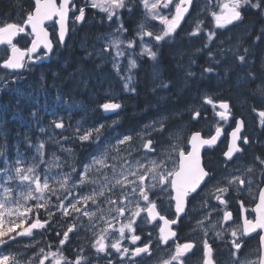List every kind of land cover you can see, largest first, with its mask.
Listing matches in <instances>:
<instances>
[{"label":"snow or ice","instance_id":"1","mask_svg":"<svg viewBox=\"0 0 264 264\" xmlns=\"http://www.w3.org/2000/svg\"><path fill=\"white\" fill-rule=\"evenodd\" d=\"M139 3L143 6L146 16L144 21L138 24L136 34L141 41L147 36L159 45L177 32L193 0H179L178 3H175V0H139ZM88 4L105 13L109 21L115 18L118 22L115 32L105 37L103 47H94L93 51L88 52V56L96 55L101 62L97 67H100L108 59L105 54L111 55L114 51L111 62L117 76L123 81V90L135 94L132 70L138 67L137 61L130 58L126 70L120 65L122 57L132 55L126 53L124 48L134 50L136 47L134 38H121L128 31L121 10L126 9L131 13L134 11V5L131 0H88ZM173 4L174 14H162V9H169ZM218 7L219 11L212 10L210 13L215 29L223 30L230 25L242 23L245 9L255 10L264 16V0H221ZM75 10L73 0H34V7L27 12L21 23L6 22L0 25V47L6 49L0 69L7 70L5 76H0V92L11 94L7 103L0 104V124L4 126L0 133L6 135L10 116L26 129L19 134L22 137L20 143L25 145L24 150L21 152L18 149L14 158L7 155L4 146H0V246L7 247L9 242L17 241V238H28L23 247L37 249L31 255H22L19 251L0 254V264H142L144 257L153 256V241L152 233L149 232L148 241L141 242L142 237L137 234L136 227L139 220H144L147 224L162 221L156 246H165L168 252L165 256L157 257L155 264H188V258L194 254L197 245L195 241L177 242L178 234L171 225L180 222L186 214L189 198L200 195L201 191L205 193L201 206L207 211L196 221V228L193 229L203 233L201 264H220L214 255L215 250L209 239L210 232L220 240L224 239L225 233L231 237L227 241L230 245L227 264H264V155H257L253 163L244 164L243 170L236 166L215 178V174L202 164L201 149L216 145L222 134L220 126L216 127L214 135L207 138L200 132L192 133L187 141L189 150L179 142L180 136L173 135L168 128L170 117L161 115L137 132L140 149L143 150L137 158L133 157L132 153L134 150L140 152V149H134L132 135L117 136L115 143H112L104 135L105 124L100 123L83 131L81 125L77 124L76 139L81 144L95 142L97 148L91 155L90 162L85 163L80 172H77L75 163L68 164L70 171H64L65 164L61 158L55 152L48 155L45 141L37 143L32 140L28 130L35 127L47 134V128L42 125V110L35 90L30 92L22 85L24 73L29 71L32 65L43 59H50L54 54V41L50 39L46 22L54 21L58 25L59 44L61 47L66 46V36L70 30L69 13ZM78 13L74 16L75 23L85 19V7H79ZM148 21H158L163 27L158 32L149 30ZM202 23L203 21H198L189 35H199L202 32ZM21 34L31 36L30 46H18L16 38ZM216 36L214 30H209L208 43L213 42ZM208 43H205V48ZM224 43L221 41V45ZM260 44H264V27L254 35L250 45L245 46L244 42H240L220 48V59L213 57L209 51L212 62L203 68L202 75L217 71L213 64H220L229 55L235 67H249L254 55L251 49ZM241 47L243 52L240 51ZM140 48V56H147L149 60L156 62L153 64V80L156 86L161 89L169 88V83L155 72L158 63L155 47L141 43ZM40 50H43V54L37 55ZM230 71V68H225V75ZM194 76L195 73L188 69L187 77ZM247 76L253 80L256 78L251 68ZM257 91L264 97V81ZM56 101L54 110L48 113L52 117L49 127L65 130L66 125L61 113L65 109L71 111L79 106L70 96L65 99L63 93L57 95ZM203 102L212 106L221 121H229L232 112L227 101L217 104L214 98L206 95ZM121 107V103L115 102L114 99L99 105L105 113L115 112ZM199 116L200 111L193 110L192 119L195 120ZM258 116L264 128V111H259ZM243 128L244 122L236 120L230 133L227 151L223 153L226 169L236 159L237 154L243 155L244 146L253 142L248 136L242 135ZM154 133H158L161 140L167 136L168 143H161ZM58 135L60 140L52 136H49V140L60 147L62 152L73 155L71 148H64L61 144L62 140L66 141L69 137L64 136L62 132ZM157 143L161 144L159 152ZM30 151L34 152L31 156L28 155ZM112 151L116 156L109 155ZM152 153L156 155L149 156ZM109 159H119L121 162L119 165L109 164ZM41 166H44L42 171ZM53 167L58 171L53 173ZM105 169H110V174L105 172ZM75 176H78V179H75ZM89 185L93 186L92 190L82 192V189ZM253 185H256L258 190V200L252 209L255 218L249 219L245 216L244 204L238 201L243 223L227 228L226 225L233 219V214L227 210L228 197L232 192L240 194L246 189L250 191ZM153 196L166 198L174 208L175 218L163 215ZM211 200H215L221 207L213 205ZM41 211L47 219L42 217ZM220 211L223 212L222 218L213 222V213ZM58 214L59 220L56 219ZM56 224H61V227L67 224V228L61 232L55 228ZM38 231L40 240L35 238ZM49 231H54L58 238V244L55 246L44 235ZM80 232L90 234V238L86 237L88 247L78 246L74 249L76 255L69 258L65 255V249L71 242V235H78ZM253 233L259 241L255 250L258 255L255 259L241 258L239 253L246 244L245 238H254ZM125 241L130 246H125ZM170 241H173V245L169 244Z\"/></svg>","mask_w":264,"mask_h":264},{"label":"flooded vegetation","instance_id":"2","mask_svg":"<svg viewBox=\"0 0 264 264\" xmlns=\"http://www.w3.org/2000/svg\"><path fill=\"white\" fill-rule=\"evenodd\" d=\"M33 2V0H32ZM27 3L22 6V3L18 4L16 2L12 5L11 10L4 3V0H0V25H3L6 22H17L21 23L22 19L26 16ZM33 7V6H32ZM31 7V8H32ZM30 8V10H31ZM88 21L89 24L82 22L79 26L73 27L70 30L66 40V46L61 47L55 36V32L52 26L50 28V38L54 41V54L50 59L46 61H40L35 65H32L29 71L24 73L25 79L22 81V85L28 89V91L35 90L38 95L40 89L43 85L47 86V89H55L56 77L55 70H49L47 72L41 70L42 64H47L49 62L54 63L53 67L56 66V62H59L61 58H64L65 55H69L70 46L76 42V39L86 31L87 29H91L95 31V24L97 14L94 12L87 10ZM141 13H136L139 15ZM130 23V24H129ZM128 25H131L133 30L137 29V17H134ZM184 23H186L184 21ZM253 23V25H250ZM93 25V26H92ZM212 22H205L204 27H211ZM264 27V16L260 15L255 10L245 9L244 10V18L242 23H237L234 26L230 25L227 29H218L217 36L213 42L208 43L207 41V32L204 34H199L197 36H191L187 33L183 34L180 37V41L177 43L176 40H166L157 45L156 41L152 38L153 43L149 46H154L155 50L158 52V63L156 64L155 72L159 73V75L169 83V88L161 89L156 86V82L153 80L154 69L153 62L147 58V56H140L136 47L133 49H127L132 52L134 59L137 61L138 67L132 70V74L134 77L133 87H135V94L130 92H125L123 90V81L119 79L115 70L113 69L111 62V55H114V51L111 55L105 54L108 59L105 60V63H102L99 69L102 67L103 72H98L102 74H106L108 80L103 82V78L96 74V71L93 70L94 73H91V82L95 83L98 86H101L102 92H95L94 98L90 99L88 94V83L83 85L74 84L70 79L65 78L66 86L62 87L64 90L68 88V92H65V96L68 98L69 96L74 102H78L80 105L84 106L83 102L89 105L88 108V119L90 121L97 123H103L106 125L104 135L108 140H111L112 143L115 142V137L120 136L121 127L124 128V133H129V131L135 130V135L137 132H140L146 124L151 123L153 120L159 118L161 115L169 116L173 115L176 118L175 123L168 125V128L172 131L173 135H179V142L186 148L190 146L187 144L188 138L194 132H200L201 135L205 138L214 135L215 129L217 126L222 128V136L217 145L209 148L201 149V158L202 164H204L208 169H210L214 174L215 178L220 177L222 174H226V172L234 168L236 166L241 167L243 170L244 164H249L254 162V158L257 155H264V128L261 126L260 117L258 116L259 111H264V97H262L257 90H253V92H249L245 94L243 89L247 88V83L254 81L251 77L247 76V72L249 68L255 73L259 66L260 69H264V44H260L258 47H252L251 51L254 54L252 63L249 67H237L241 74H243L242 79L232 80V76L236 73L237 69H235L233 64V59L229 55V57L225 60H222L220 64H213V66L217 69V71L207 74L204 73L202 75V70L204 67L208 66L209 63L212 62V57L209 56V51H211L212 56L216 59H220V48L228 47L232 43H240L244 42L245 46L250 45L252 43V39L256 33H258L261 28ZM128 29V28H127ZM251 33L252 35H248ZM127 39H135L133 35H127ZM146 38H149L145 36ZM189 45L186 44L189 42ZM221 41L225 43L221 45ZM16 42H18V46L25 48L30 46L31 36L21 34L16 38ZM183 42V43H182ZM194 43V44H193ZM205 43H208V47L205 48ZM188 46V47H187ZM191 46V47H190ZM262 46V47H261ZM102 48L100 44H98L97 49ZM6 49L0 47V62L4 58V53ZM240 51L243 52V47L240 48ZM260 53V54H259ZM43 52L40 50L37 55H42ZM72 57H77V55L72 54ZM66 58V57H65ZM70 58V56H68ZM168 59V63L170 64V68H168L167 73L165 72V66H169L165 60ZM261 59V60H260ZM230 60V61H229ZM66 59L64 60V62ZM61 62V61H60ZM231 62V65L228 63ZM51 63V64H52ZM92 66H96L92 65ZM91 66V67H92ZM225 68H230L231 71L225 75ZM56 69V68H55ZM191 69L195 73L194 77H187V70ZM179 70V71H178ZM264 71V70H263ZM7 70L0 69V76H5ZM41 73V74H40ZM97 75V76H96ZM96 77V78H95ZM148 78V79H147ZM178 78V79H177ZM54 79V80H53ZM108 81H111L110 89L106 85ZM177 81L179 82L177 84ZM236 81V82H235ZM264 80L255 81V85L258 83L261 86V82ZM145 85V91L150 94L151 97H155L157 102H147L142 100L143 88ZM215 87V89H214ZM257 88V89H258ZM74 89V90H73ZM80 89V90H79ZM71 91V92H70ZM155 92V93H154ZM181 92V95L178 93ZM185 94V95H184ZM195 95V96H194ZM210 96L214 98L217 104L220 101H227L230 104L232 116L229 121L224 122L219 119L215 115V112L210 104H205L203 102L204 96ZM245 97L246 100H243L242 97ZM184 97V98H183ZM11 98L10 93L0 92V103H7ZM160 98V99H159ZM115 100V102L121 103L122 107L115 112L105 113L99 105L110 100ZM137 99H141V107H137ZM181 99V100H180ZM147 100V98H146ZM179 101L177 104L180 107L181 101H186V104L182 107L187 106L188 103H191L192 100L193 106L189 109H183L182 111L176 109V101ZM81 101V102H79ZM83 101V102H82ZM234 103L238 104L241 108H236ZM155 106H158L156 109ZM168 106V107H165ZM255 109V111L253 110ZM148 110H154L151 113ZM193 110H199L200 116L193 120L192 112ZM217 110H219L217 108ZM68 111V110H64ZM85 111V110H84ZM181 112V113H180ZM100 115V116H99ZM143 115L140 120H135L137 116ZM98 117V118H97ZM12 120L13 118L10 116L8 118ZM236 120H242L244 122V128L242 129V135L248 136L253 141L250 145H245V151L243 155L237 154L236 159L229 164V168H225V158L223 153L226 151L228 145V138L230 136L231 131L235 127ZM115 122V123H114ZM136 123V124H134ZM10 124L7 123L6 135L4 133H0V146H5L10 144L14 139H19L17 136L10 138L7 136V133L12 130V127H8ZM77 124H74V129ZM4 126L0 124V129ZM82 131L84 130V122L81 124ZM85 128H87L85 126ZM65 130L54 129L50 127L47 130V134L43 136H39V132H34L32 135L34 142H39L42 138H47L49 136H54L55 132H63ZM70 130V126H69ZM154 136L157 137V140H161L158 133H154ZM22 140V137L20 138ZM161 143L167 144V136H165ZM139 145V146H138ZM160 143H157V150L159 148ZM74 151L71 156H63L61 159L65 164L66 171H70L71 169L68 167V164L75 163L77 172H80L83 169V165L85 163L90 162L91 155L97 151L96 143H74L73 145ZM134 149H140V140L136 135V140L133 141ZM101 148H103V143L101 144ZM143 150L140 149V152L133 151V157H139ZM110 156H116V153L113 151L109 153ZM121 155H124L121 153ZM121 161L119 159L112 160L109 159V164H117L119 165ZM110 170V169H105ZM55 173V171H54ZM239 174V173H237ZM75 175V174H74ZM75 179H78V176H75ZM85 188L82 189V191ZM205 193L201 191L200 195L190 197L189 203L187 205L186 214L182 216V219L178 224L171 225V228L177 232L176 241L180 243L195 241L197 247L194 250V254H191L188 258V264H201L202 260V240L203 233L200 231H193L196 228V221L202 218V215L207 211V209L202 208L201 199ZM157 200L159 205L160 212L168 218H175L174 208L170 206V202L166 198H157L156 196L152 197ZM55 201V197L52 198ZM229 204L227 210L233 214V219L228 222L226 225L227 228L235 227L242 225V212L241 205L238 201H242L244 204V208L246 211L244 215L249 219L255 218V213L252 209L255 207V204L258 200V190L256 185H253L252 190H245L243 193L232 192L228 197ZM213 205L217 207H221L217 204L215 200H211ZM223 212H215L212 215L213 222H217L219 218H222ZM142 216H146V214H142ZM57 220L58 217H56ZM63 223V222H61ZM162 225V221H154L152 224L145 223L144 220H139L137 224V234L142 237L141 242H147L149 239L148 233H152V241H153V256L152 257H144L142 260V264H155L157 257L165 256L168 252V248L165 246L157 247V238L159 235L158 229ZM55 228L60 230L61 232L67 228V224H56ZM71 235V234H70ZM254 238H245L246 244L242 248V251L239 253L240 257H248L250 259H255L258 253L255 251L258 247V237L255 233L252 234ZM87 238H90V234L80 232L78 235H71V242L67 245L65 249V255L69 258H73L76 253L74 249L78 246L83 245L85 248L88 247ZM51 242L53 245L58 244V238L55 235L54 231H51ZM209 239L211 244L214 247V255L220 264H227L229 258V248L230 245L227 244V241L231 239L230 236L225 233V237L223 240L217 239L212 233H209ZM170 245H173V241L169 242ZM125 246H130L127 241H125ZM163 249V251H161ZM55 250V247L54 249Z\"/></svg>","mask_w":264,"mask_h":264},{"label":"trees","instance_id":"3","mask_svg":"<svg viewBox=\"0 0 264 264\" xmlns=\"http://www.w3.org/2000/svg\"><path fill=\"white\" fill-rule=\"evenodd\" d=\"M16 2H18V4L22 3V6L25 5V3H27V10L25 11L26 13L28 11H30V8L33 6V2L32 0H4V3L7 5V7L11 10V7L13 4H15ZM131 3L135 6H137V3L138 1L137 0H132ZM24 7V6H23ZM122 12V17H123V22H131V20H133V18L136 16L135 12H128L126 9L125 10H121ZM130 24V23H129ZM127 27V26H126ZM128 28V31L126 32V35H131V25ZM70 53L74 54V55H77V60L79 63H81V65H84L81 66L80 64L76 63V65L73 64V62H70L69 58H65V57H68L69 55H65L64 58H61V62H56V66L57 67H53V64L52 62H49L47 64H42L41 65V70L42 71H49L50 69L51 70H55L56 72V77L54 79H56V86H55V89H51V87L49 89H47V86L46 85H43L40 89V92L39 94L37 95V99L39 101V106L42 110V117H41V121H42V125L45 126L46 128L49 126L50 124V121L52 119V117L50 115H48L49 112H51L52 110H54V106L57 105V101H56V97L58 94H66L65 92H68V88L66 90H64L62 87L66 86V82L64 81L65 78H69L70 80H72V82L74 84H77L76 82V79L78 77V74H76L75 72L78 73V69L77 68V65H79V67L81 68V70H84V74H79L82 76V84H84L86 81H88V79L90 78L91 76V72L90 71H87L86 68H89L87 67L86 65L89 64V61L86 57H84V52L82 53L80 50H72V52L70 51ZM66 59V61L64 62V60ZM76 60V61H77ZM81 60V62H80ZM165 62L169 65V66H165V69H166V73L168 71V68H170V64L168 63V59L165 60ZM52 63V64H51ZM86 64V65H85ZM75 70V71H74ZM50 72V71H49ZM86 73V74H85ZM88 74V75H87ZM53 79V80H54ZM63 79V80H62ZM143 93H142V100L146 101V98L150 97L151 95L148 94L146 91H145V85H144V88H143ZM71 92V91H70ZM185 95V94H184ZM184 98V97H183ZM65 99H67V97L65 96ZM153 99V103L154 102H157V100H155V98L151 97V101ZM142 100L141 99H137V107H141V103H142ZM81 102V101H79ZM83 102V101H82ZM1 104V103H0ZM76 105H78L79 107L77 108H74L72 109L71 111H63L61 113V116L63 117V120H64V123L67 127V130L66 131H63V135L64 136H67L69 137L68 140L64 141L62 140L61 141V144L63 145L64 148H71L73 151H74V143H81L78 139H76V133H75V129H74V124H82L84 122V130L92 127V126H98L97 123L95 122H92L90 121V119H88V113L86 112L89 108V105L86 103L85 105V102H83L84 106H82V104L80 105L77 101L75 102ZM155 104V103H154ZM175 105L179 104V101L177 100L176 103H174ZM50 106H53V107H50ZM165 107H168V106H165ZM155 108L157 109L158 106H155ZM169 108V107H168ZM67 110V109H65ZM85 110V111H84ZM152 111L154 110H148L149 113H151ZM143 117V115H140V116H137L135 118V120H140V118ZM13 119L10 120L9 119V126L8 127H12L13 129L10 130L8 132V137L10 138V136H13L15 137L14 135H17V134H20L21 132L25 131L26 129L23 128V125L16 122L14 117H12ZM88 119V120H87ZM136 124V123H134ZM69 126H70V130H69ZM85 126L87 128H85ZM53 127V126H51ZM122 130H124L123 127H121ZM29 131V135L30 137L32 138V135L34 132H40L39 131V128H32ZM58 133L60 132H55V135L52 136L54 137L56 140H60V135H58ZM122 134H120V136H122ZM21 137V136H20ZM33 140V138H32ZM43 141L46 142V151L48 153V155L50 156L53 152L56 153L57 156H59L61 159L63 158V156L65 157L67 155V153L65 152H62L60 147H58L57 145H55L51 140H49V137L47 138H42ZM20 139H17V140H13L10 144H9V147L7 149V155L9 157H12L14 158L17 154V150L19 149L21 152H23L24 150V147L25 145H23L22 143H20ZM87 143V142H85ZM34 152L33 151H30L28 153V155H33ZM52 171H54V167L52 168ZM42 215V214H41ZM47 219V218H46ZM19 243V238H17V241H14V242H9L8 246L5 247V246H0V254H4V253H11V252H14V251H17L15 248L17 246V244Z\"/></svg>","mask_w":264,"mask_h":264},{"label":"rangeland","instance_id":"4","mask_svg":"<svg viewBox=\"0 0 264 264\" xmlns=\"http://www.w3.org/2000/svg\"><path fill=\"white\" fill-rule=\"evenodd\" d=\"M197 1V4H196V8L193 10V12H192V14L187 18V20L185 21L186 23H184L183 24V26L181 27V29H178L177 30V32L176 33H178L177 35H176V33L173 35V37H171V38H168V40H172V38H175V42L177 43L178 41H180V37L183 35V34H185V33H187V34H189V33H191L192 31H193V29L196 27V25H197V22L198 21H203V23L200 25V27H201V29H202V32H201V34H203V28L204 29H207V28H209V30H216L215 29V27H214V22H213V19H212V16H211V11L212 10H215V11H219V7H218V5H219V3L221 2V0H211V2H209V0H196ZM175 3H177V0H175ZM74 4L76 5V9H79V7H85V8H89V9H91V10H93V11H96V12H99V13H103V12H100L98 9H94V8H92L89 4H88V0H75V2H74ZM139 6H140V8H141V14H139V15H136L135 17H137V24H140L141 22H143L144 21V19H145V16H146V13H145V10H144V8H143V6L139 3ZM174 8H175V6H174V4L173 5H170V8L169 9H162L161 10V12H162V14H164V15H171V14H173V11H174ZM104 15H105V27H106V29H108V32L102 37L103 39L101 40L100 39V37H101V35H102V33H100L98 36H93V37H91L92 36V34L93 35H96V33H94V32H92V31H89L88 33L87 32H83L84 33V36H83V33H81V35L76 39V41L78 42L79 41V43H80V49L79 50H82V48H84V49H86V52H87V54L85 53L84 54V57H86V58H88V61H89V64L88 65H86L87 67H89V68H86L87 69V71H90L91 73H94L93 72V70H95V71H97L96 72V74H98L99 76H100V73H98V72H100V69L97 67V64H96V66H92L93 65V63H94V65H95V60L96 59H98V57L96 56V55H93L92 57L95 59H93L92 57H90V56H88V52L89 51H93V48L95 47V49H97V46H98V44H100V46H102L103 47V45H104V39H105V37H108L109 36V34L110 33H114L115 32V28H116V26H117V21H116V19L115 18H113V21H109L107 18H106V14L105 13H103ZM82 22H84V23H86V24H89L88 23V21L86 20V19H84ZM205 22H212V26L211 27H204V23ZM148 25H149V30H152V31H156V32H158L163 26L162 25H160L159 24V22L158 21H148ZM250 25H253V23H250ZM73 27H75V21H74V17L72 18V22H71V29L73 28ZM88 30V29H87ZM86 30V31H87ZM180 30V31H179ZM209 30L207 31V33L209 32ZM218 30V29H217ZM99 31V30H98ZM137 31H138V28L136 29V30H134L133 31V36L135 37V42L137 43V48H136V50L138 51V53H140V51H141V48H140V45H141V43H144L145 45H147V46H149L151 43H153V41H152V38L151 37H149V38H146V37H143V41H141V39L137 36ZM100 32H102V31H100ZM92 33V34H91ZM89 34V36L90 37H87V35ZM124 35V34H123ZM121 36V38L122 39H125V40H127L124 36ZM178 38V39H177ZM189 41V40H188ZM75 43V42H74ZM74 43L72 44V45H74ZM190 43V41L189 42H187L186 44H189ZM124 51L126 52V53H132V52H130V51H128L127 50V48L125 47L124 48ZM69 56H70V58H69V60H70V62H73V64L74 65H76V63H78V64H80L81 65V63H79L78 61H76L77 60V57H72V55H71V53H69ZM67 59H68V57H66ZM130 58H132V59H134V57H133V54L131 55V56H128V55H126L125 57H122L121 59H120V65H121V68L123 69V70H126L127 69V67H128V60L130 59ZM230 61V60H229ZM103 63H106V61H104ZM230 65H231V62H228ZM81 66H83V65H81ZM92 66V67H91ZM84 67V66H83ZM77 68H79L78 69V73L77 72H75L76 74H78V77H77V79H76V82H77V85H83L82 84V76L81 75H79V74H84V70H81V68L79 67V65H77ZM235 69H237V70H239L237 67H234ZM93 69V70H92ZM97 69V70H96ZM260 69V66H259V68H258V70L255 72V80L254 81H252V82H250V83H247V88H245V89H243L242 91H245V94H247V93H249V92H253V90H257V88H258V86H259V84L257 83L256 84V86L254 87V85H255V81L256 80H258V82L260 81V80H264V71L263 70H261ZM75 71V70H74ZM240 71L241 70H239V71H237L236 73H234L233 74V76H232V80H235V79H242L243 78V74H241L240 73ZM90 73V74H91ZM239 73V74H238ZM86 74V73H85ZM88 75V74H87ZM101 77H104L103 79V82L105 81V80H108V77H107V75L106 74H102L101 73ZM69 79V78H68ZM178 79V78H177ZM73 79H71V81H72ZM91 82V76H90V79H88V81H86L85 83H88V84H90L89 85V88H90V90L91 89H96V88H98L97 87V84H95V83H90ZM84 83V84H85ZM179 82L177 81V84H178ZM110 84L112 85V83H111V81H108V83H106V85L108 86V88L110 89ZM214 89H215V87H214ZM74 90V89H73ZM179 95H181V92H179L178 93ZM195 96V95H194ZM245 97H246V95L244 96V97H242V99L243 100H246L245 99ZM93 98H94V96H93ZM155 98V97H154ZM181 100V99H180ZM147 102H152L150 99H148L147 98V100H146ZM193 100H192V102L191 103H188V101H187V106L186 107H182V106H184L185 104H186V101H181L180 103V107H178L177 105H176V109H179V110H183V109H189V108H192V106H193ZM234 105L236 106V108H239V110H241V108L238 106V104L236 103H234ZM181 113V112H180ZM175 121H176V118L173 116V115H171V118L168 120V125H170V124H173V123H175ZM174 133V132H173ZM175 134V133H174ZM19 139L21 138L20 137V135L19 134H17L16 135ZM161 150V145H159V148H158V152ZM114 152V151H113ZM115 153V152H114ZM142 153V152H141ZM156 154L155 153H152V154H149V156H155ZM83 170V169H82ZM105 172H109V174H110V170H104ZM92 185H89V186H87V187H84L85 189H86V191H91L92 190ZM36 239H37V235H36V237H35Z\"/></svg>","mask_w":264,"mask_h":264},{"label":"bare ground","instance_id":"5","mask_svg":"<svg viewBox=\"0 0 264 264\" xmlns=\"http://www.w3.org/2000/svg\"><path fill=\"white\" fill-rule=\"evenodd\" d=\"M132 1V0H131ZM87 8H85V10H86ZM89 11H92V12H94L93 10H91V9H89ZM133 12H135V14L136 13H141V8H140V6H139V4L137 3V6H135L134 7V11ZM132 12V13H133ZM79 13H78V11H74V12H70L69 13V21H68V26H69V29L71 30V22H72V18L75 16V15H78ZM96 24H95V31H93V30H91V29H88L87 31H85V32H89V31H92V32H94V33H96V35H93L92 33V36L91 37H93V36H98L100 33H102V35H101V37H100V39L102 40L103 38V36L108 32V29H106V27H105V21L102 19V16L100 15V14H97V18H96ZM82 22H80V23H75V27H77V26H79L80 24H81ZM124 24H125V27L127 26V27H129V25H128V23L127 22H124ZM50 25L54 28V29H56L57 30V27H58V25H56L55 23H54V21H52L51 23H50ZM93 26V25H92ZM137 26H138V24H137ZM126 27V28H127ZM70 30H69V32H68V34L70 33ZM99 30V31H98ZM132 30V29H131ZM100 31H102V32H100ZM84 32V33H85ZM84 33H83V36H84ZM68 34H67V36H68ZM67 36H66V38H67ZM126 39L128 38L127 37V35H123ZM87 37H90L89 36V34L87 35ZM183 43V42H182ZM194 44V43H193ZM80 45V43H79V41L77 42H75L74 43V45H71L70 46V51L72 52V50H79L81 47L79 46ZM189 45V44H188ZM262 45V44H261ZM188 47V46H187ZM191 47V46H190ZM262 47V46H261ZM82 53L84 52V53H86L87 54V52H86V49H84V48H82V50H80ZM260 54V53H259ZM92 57V56H91ZM93 58V57H92ZM94 59V58H93ZM95 60V59H94ZM261 60V59H260ZM78 61V60H77ZM80 62H81V60H80ZM98 63H101L100 62V60H99V58L98 59H96L95 60V64H98ZM86 65V64H85ZM88 65V64H87ZM93 65H94V63H93ZM102 65V64H101ZM105 65H107V62L105 63ZM84 66V65H83ZM239 69V68H238ZM97 70V69H96ZM264 70V69H263ZM100 71L101 72H103V68L101 67V69H100ZM179 71V70H178ZM261 71V70H260ZM97 72V71H96ZM41 74V73H40ZM239 74V73H238ZM97 76V75H96ZM101 76V75H100ZM96 78V77H95ZM90 79V78H89ZM148 79V78H147ZM63 80V79H62ZM236 82V81H235ZM93 84V83H92ZM51 87V86H50ZM97 87L98 88H96V89H91L90 90V88H88V94H89V96H90V99H93V96H94V94L93 93H95V92H99V93H101L102 92V88H101V86H98L97 85ZM80 90V89H79ZM155 93V92H154ZM158 99V98H157ZM156 99V100H157ZM160 99V98H159ZM100 116V115H99ZM98 118V117H97ZM50 127L48 126L47 127V130L49 129ZM128 134V135H132L133 137H134V141L136 140V135H135V130H132V131H129V133H124V130H120V134ZM43 135H45V133H42V132H39V136H43ZM7 136H8V133H7ZM14 136H16V135H14ZM5 147V149H6V151H7V149H8V147H9V144L8 145H5L4 146ZM124 155H127V153H123ZM67 156H69L68 154H67ZM43 167L44 166H41V171L43 170ZM41 214H42V217L44 218V219H46L47 217L43 214V211H41ZM57 217H58V219H60V217H59V214L57 215ZM38 233V238H37V240H40L41 239V236H40V232L38 231L37 232ZM45 235V237L47 238V240L48 241H51V231H49V232H47V233H45L44 234ZM17 251H19L22 255L23 254H28V255H31L34 251H36L37 249H35V248H28V249H25L24 247H23V245H19V246H16V248H15Z\"/></svg>","mask_w":264,"mask_h":264},{"label":"water","instance_id":"6","mask_svg":"<svg viewBox=\"0 0 264 264\" xmlns=\"http://www.w3.org/2000/svg\"><path fill=\"white\" fill-rule=\"evenodd\" d=\"M191 7H192V4H191L190 7H189V12H190V10H191ZM189 12L185 14V18H186V16L189 14ZM185 18H184V19H185ZM184 19L181 21V24L183 23ZM51 22H52V21H48V22H46V26H47V25H50ZM181 24H180V25H181ZM29 31H30V29H29ZM58 31H59V27H57V36H58ZM49 36H50V35H49ZM58 39H59V37H58ZM43 60H46V59H43ZM229 138H230V136H229ZM206 147H207V146H205L204 148H206Z\"/></svg>","mask_w":264,"mask_h":264}]
</instances>
